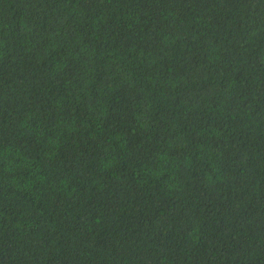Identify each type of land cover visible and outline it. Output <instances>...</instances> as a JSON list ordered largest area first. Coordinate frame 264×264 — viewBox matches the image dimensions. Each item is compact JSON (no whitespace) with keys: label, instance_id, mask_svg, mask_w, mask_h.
Returning <instances> with one entry per match:
<instances>
[{"label":"trees","instance_id":"trees-1","mask_svg":"<svg viewBox=\"0 0 264 264\" xmlns=\"http://www.w3.org/2000/svg\"><path fill=\"white\" fill-rule=\"evenodd\" d=\"M0 264H264V0H0Z\"/></svg>","mask_w":264,"mask_h":264}]
</instances>
